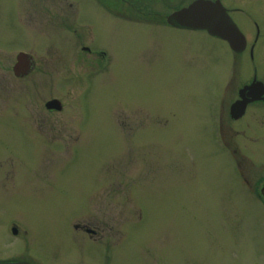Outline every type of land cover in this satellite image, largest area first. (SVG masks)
Returning <instances> with one entry per match:
<instances>
[{"label": "rangeland", "instance_id": "1", "mask_svg": "<svg viewBox=\"0 0 264 264\" xmlns=\"http://www.w3.org/2000/svg\"><path fill=\"white\" fill-rule=\"evenodd\" d=\"M47 1L53 16L41 0L0 7V259L30 246L47 264H97L70 224H126L113 264H264L253 240L264 213L215 153L199 108L219 85L212 43L85 5L76 22L74 7L59 17ZM79 45L104 52L107 68ZM18 52L38 64L23 80L11 72ZM50 99L62 111H47Z\"/></svg>", "mask_w": 264, "mask_h": 264}, {"label": "flooded vegetation", "instance_id": "2", "mask_svg": "<svg viewBox=\"0 0 264 264\" xmlns=\"http://www.w3.org/2000/svg\"><path fill=\"white\" fill-rule=\"evenodd\" d=\"M3 1H0V7ZM11 1L16 5V9L18 5H30L34 0ZM41 1L46 15L53 16L51 11L54 8L48 5L47 0ZM194 1L196 0H55V2L60 4L57 15L65 17L66 12L63 6L70 5V7H74L73 18L76 22L80 21L78 8L81 9L85 5L86 10L97 12L99 17L118 18L126 21H141L149 18V21H160V26H167L177 31L204 34L201 36L204 37L205 40H203L206 44L210 42L213 45L209 51V58L217 57L222 63L218 66L220 76L219 85L216 87L215 93L205 99L199 108L200 110L202 108L205 109L209 117V125L213 130L215 153L223 156V158L220 157V160L223 161L224 165L230 167L231 174H234V179L237 185L240 186L241 191L250 196L257 208L260 209L256 215L259 217L264 213V159L260 160L258 157L261 155L256 157L255 153L260 148H264L259 144L264 143V140H258L261 138L254 134L256 132L254 130H264V69L262 68L264 67V61L261 60L264 58V46H262V40L264 42V0H235L233 3L230 0H204L220 3L243 35L245 44L237 46L235 49L231 48L225 40L213 37L206 31L176 29L166 22L170 14ZM161 5L170 7L169 11L157 10V6ZM153 6L157 11L154 10ZM258 6H260L261 12L255 10V7ZM79 26L83 25L79 24ZM78 51L81 52L79 57L83 54L94 57L101 65H106L104 68H107L108 60L107 58L104 59L106 57L104 52L94 51L90 47L83 45L78 46ZM19 53L22 52H18L17 55ZM17 55L15 56V63L11 72L15 80H23L36 70L38 64L33 58L30 72L27 75H19V68L17 73H14ZM214 62L213 64H216V61ZM97 66L98 63L92 70L97 68ZM197 97L200 98V96ZM200 103L201 100L199 101ZM47 111L55 110L49 109ZM59 111H62V105ZM249 114H254V119L257 120V122L255 120L256 123L245 122ZM219 140L221 148L219 144H215L216 141L219 143ZM48 141L46 142L49 143L50 141ZM254 158H257V160ZM0 163H2L1 160ZM1 177H3L2 173H0V184ZM256 216L255 218L257 219ZM240 224H242L241 221ZM70 225L78 236L77 242L79 246L86 250L89 249L93 259L98 256L97 264H113V254L116 245L120 246L122 240L130 236L129 228L126 227V224ZM133 225L139 226L140 224ZM256 227L253 240L259 238L262 241L263 246H260V251L264 255V224L259 223ZM18 228L16 224H11V226L10 224H5L6 233H10L11 237L15 239L21 238L26 234V231L21 233ZM257 232H259V237L256 236ZM253 240L251 241L252 245ZM28 250L29 252L24 251L25 253L14 255L13 258L0 259V263L47 264L30 246H28ZM90 264H93V261Z\"/></svg>", "mask_w": 264, "mask_h": 264}, {"label": "water", "instance_id": "3", "mask_svg": "<svg viewBox=\"0 0 264 264\" xmlns=\"http://www.w3.org/2000/svg\"><path fill=\"white\" fill-rule=\"evenodd\" d=\"M167 23L178 29L206 30L210 35L226 40L234 49L244 44L241 34L219 3L202 0L193 2L187 8L171 14L167 18ZM32 62L30 56L19 54L17 56V64L14 67V73H17V69L19 68V75H27L30 72ZM45 106L47 109L60 110V106L56 101H50Z\"/></svg>", "mask_w": 264, "mask_h": 264}]
</instances>
